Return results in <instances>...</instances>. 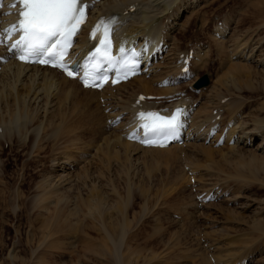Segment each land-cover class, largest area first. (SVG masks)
I'll return each mask as SVG.
<instances>
[{"label":"bare ground","instance_id":"obj_1","mask_svg":"<svg viewBox=\"0 0 264 264\" xmlns=\"http://www.w3.org/2000/svg\"><path fill=\"white\" fill-rule=\"evenodd\" d=\"M84 2H88L91 9V24L88 29L81 31V36L78 39L79 45L74 49L72 55L81 56L89 49L88 38L90 30L99 20L117 15L118 21L115 27L117 46L123 45L127 49L130 47L143 49L145 63L150 62V65L147 64L146 66L145 74L117 87L106 88L101 92L93 91L84 89L76 80L68 79L58 71L22 65L15 61L13 56L7 53L6 49L0 47V56L9 59V62L6 64L0 62V143L10 144L9 142H12L13 138H16L23 148H27L25 150H27L26 152L29 155L42 151L46 146V138H49V140L47 139L49 142L54 139L58 140L59 144L65 149L72 147L75 152H78L79 150H76L80 149V147H91V152L95 153L94 156L91 153L88 156L90 158L86 157L88 160H84L85 162H83L86 166L91 165L92 159L94 160L95 158L96 163L100 166L99 168H108L110 166L113 172L119 173V176L120 173L124 175L120 179L128 187L127 195L124 197V199L126 198L125 206L128 205L127 208L132 203V184L130 178L135 177V175H131L135 173L140 162L146 159L145 156L149 157L148 155H150L153 161H158L165 157L167 160L165 164H172L175 161H178V163L180 161L181 164L184 163L183 166L180 165L183 167L180 168V172L189 180L187 183H190L193 197L198 201L196 202L198 204L201 203L204 199L199 192L197 193L199 190L195 188L198 181H196L195 175L198 169L195 172V168L199 166H196L197 162L195 160L197 159L193 158L203 154L200 153L202 152V148H204L203 151L206 153L210 152V146H206V148L203 146L215 142L212 141L213 138H219V135L215 136L218 128H223L222 131L224 132L219 131L223 142L229 141L234 144L233 150L231 149L232 151L237 152L238 150L234 148H238L241 145L244 148H254L255 151H246L250 154V159L246 158L249 159V162L245 165L252 166L251 168H260L251 169L253 171L251 173H256L257 170L264 173V156H261L264 155V121H262L263 119L257 120V124L254 123L256 126L254 128L251 126L252 130L243 128L247 125H243L244 122L242 120L244 119L242 117L244 112L243 108L239 107L241 103L244 106L242 101H245V97H242L241 94L242 90L247 89L252 92L259 86L264 88V46L262 42H259L261 40L257 42L258 47H256L254 44L249 43L246 38L241 39L242 36L238 37L239 34L237 32L239 30H232V33L229 27L224 26L222 28V23L217 25L214 31L215 34L211 39L212 44H214L217 50L215 51L217 53L216 56L220 58H218L219 60L223 61L221 65H224L222 67L226 69V73L223 74L224 70L220 68L222 71L220 73L223 75L217 74L216 83L214 81V84L212 83L207 92H204L206 87H202L198 91L195 87L198 79L194 82L192 68L203 67L202 65L206 64V62L204 64L202 61L212 54V44L207 43L206 45L203 42H195L192 49L185 52L179 47L177 43L178 37L175 35L184 29L182 22L184 20L186 22V19L182 20L183 16L187 15L185 17L189 18L188 14H191L195 8L200 6L199 0H84ZM263 5L261 4V8ZM189 8H192L191 11L188 10ZM252 11H254L253 8L249 12ZM259 11L263 12L260 9ZM10 18L2 17V12L0 11V33ZM232 37H237L240 43L232 44V51L230 52L228 46ZM241 41L244 43H241ZM191 51L194 53V60L191 62L190 72L182 74V69L185 65L183 64L181 55H188ZM193 88L199 92L195 101H192L190 98L193 97L191 93L193 92ZM140 95L146 96V100L137 105L136 102ZM149 96H155L156 99L149 100L147 98ZM224 99H228L227 103H224ZM140 106H144L146 109H167L168 113L177 111V108L185 107L184 109L181 108L183 111L179 113L180 118L183 117V121L180 124L178 142H175L168 148H152L144 147L138 142L129 141L128 136L138 127L136 114L138 113L137 108ZM96 110H102V112H99L101 116H99ZM262 110H264V104ZM95 111L98 116L95 114ZM215 111L216 115H214ZM218 116H221L219 121L216 120ZM226 116H231L232 119ZM100 117L106 121H100ZM256 118L258 119L257 116ZM256 118L252 117L253 120H256ZM86 137L90 138L88 142L84 141ZM218 138L216 139L218 140ZM180 141H183L182 146L179 144ZM57 142L50 147L51 150L56 149ZM84 142L86 145H84ZM216 143L217 141L215 145ZM84 149L86 148H83L80 152ZM73 158L69 156L66 159L67 161L62 163L54 162V165H57V177L63 179V181H59L60 184L58 183V187L53 189V191H49L51 188L47 185L51 182H48L49 180L46 183L44 182L41 188L45 186L48 189L46 192L43 191L45 192L43 195L36 197L35 204H45L43 210L44 212L48 211V213L51 212L48 205H52V214L55 217L59 216V218L66 222L74 221V223L72 222L74 230L76 228L79 232H82V225L79 229V223L83 221V228L86 229L90 226L84 227V221L90 220L93 223L92 225L95 227L99 226V229L105 232L111 243H113V249H110L107 245H103L104 247L102 248L98 247L100 249L98 255L103 254L106 258L114 259L116 264H127L126 260L128 259L123 251L127 243V237L131 231L130 225L124 220L121 224L120 232L117 230L119 233L117 238L112 237L115 232L112 234L108 231V222L105 216L109 215L108 219L118 220V217L123 216V213L119 209L117 201L108 203L105 199V195L107 194L102 191L104 189L101 190V187H104V185L99 186L101 180L106 179L103 175L104 171L87 169V167H83L85 169L81 168L80 170L81 164L76 162L79 157L75 160ZM116 158L118 160H115ZM1 161L0 158V167ZM186 168L191 173H189V176L185 173ZM71 170L76 174L78 173L79 178H77L82 180V185L77 186V189L71 183L72 181H70L69 172ZM109 171L111 172V170ZM242 171L244 172L243 169ZM260 174L262 175V172ZM260 174L257 173L256 175ZM192 179H194L195 185L192 183ZM51 185L53 186V184ZM75 189L77 193L79 192L81 199H79L80 197H76L74 198L76 201L72 202L73 200L69 198L73 196L70 195L71 197H69V194L75 193L76 191L73 192ZM61 190L62 192L60 193ZM110 192H112V189ZM113 192L117 194L118 198L123 200V195L117 189L114 191L113 188ZM50 193L52 194L50 198L55 196L53 201H49L50 198L48 197ZM84 193H88V200L87 198L85 199L86 202L82 199ZM46 201L48 204L45 203ZM73 203L75 208L71 209L70 207ZM201 205L204 206L203 204ZM102 218L103 220H101ZM261 227L264 228L262 224ZM89 251L90 253L92 252L91 249ZM86 254L84 256H87ZM98 255L95 256L98 257ZM100 257L103 258V256Z\"/></svg>","mask_w":264,"mask_h":264},{"label":"rangeland","instance_id":"obj_2","mask_svg":"<svg viewBox=\"0 0 264 264\" xmlns=\"http://www.w3.org/2000/svg\"><path fill=\"white\" fill-rule=\"evenodd\" d=\"M198 3L200 6L195 8L191 14H188L189 18L185 17L187 15L183 16L182 20L186 19V22L185 20L182 22L184 29L175 35L178 37L177 43L182 51H190L195 42H203L206 45L207 43L212 44L211 38L215 34L214 31L219 18L223 21L222 23L226 24L225 27L230 28L229 30L232 33V30H239L237 33L239 34L238 37L242 36L241 39L246 38L249 43L254 44L256 47H258L257 42L261 40L259 42H262L264 46V5L261 8L264 0H199ZM252 8L256 11L249 12ZM257 8L263 10V12H260ZM191 9L188 10L191 11ZM233 37L230 38V45L228 46L230 52L232 51V44L240 43L237 37H235L237 40ZM241 43L244 42L241 41ZM215 51H217L216 47L212 44V54L206 58L207 60L202 61L206 64L202 65L203 67L192 68L194 82L205 75L209 77L210 83L204 92L209 90L214 81L216 83V78L222 73V68L224 70L223 74L226 73V69L222 67L224 65H221L223 61L219 60L220 58L216 56ZM259 87L252 92L247 89L242 90L241 94L242 97H245V101H242L244 106L241 103L239 107H242L244 112L243 125H247L243 128L252 130L256 126L254 123L257 120L263 119L262 121H264V110H262L264 88ZM191 93L193 97L190 98L195 101L199 92L193 88ZM96 111L101 116L99 112H102V110ZM96 111L95 114L98 116ZM252 117L256 120H253ZM228 118H231V116ZM103 120L106 121L104 118H101L100 121ZM222 129L218 128V132L216 131L215 136L219 135V138L216 137L218 140L216 138L212 139V141H217L216 145L215 142H212L209 143L210 145L203 146L205 148L206 146L212 147L209 148L210 152L206 153L202 148L200 153L203 154L199 153V157L193 158L197 159L195 160L197 163H195L197 167L199 166L195 168V172L198 169V173H195L196 181L198 180L195 188L199 190L197 193L199 192L204 199L199 204L193 197L190 183H187L189 180L180 172V168H183L184 165L180 161L179 163L175 161L172 164H165L167 162L165 157L153 161L150 155H148V158L145 156L146 159L144 158L145 160L140 162L141 166L139 165L135 173L131 175H135V177L130 178L132 203L127 208L128 205L125 206L126 198L124 199V197L127 195L128 187L120 179L124 175L120 173V177L119 173L113 172L110 166L99 168L100 166L96 163L95 158L92 159L91 165H85L84 162L90 158L88 156L92 153L91 147H83L86 149L81 152L80 150L83 148L80 147L76 150L79 151L75 152L72 147H69L70 149L66 148L68 149L66 150L59 144L58 140H51L55 142L52 143L48 141L49 138H46L45 148L37 154L29 155L25 150L27 148H23L16 138H13V141L9 142L10 144L0 143V158L2 160L0 167V264H116L114 259L106 258L103 254L98 255V251H100L98 247L102 248L107 245L110 249H113V243L106 236V233L99 229V226L95 227L90 220H86L87 222L84 221V227H90L84 229L82 221L79 223V229L82 225V232H79L76 228L74 230V224H72L74 221L71 220L69 223L63 221L59 216L55 217L52 214V205H48L51 212L45 211V213L43 210L45 204L38 203L36 205L34 202L37 196L43 195L47 191L48 187L51 188L49 191H53L58 187L61 180L63 181V179L57 177V165L55 166L54 162L62 163L67 161L66 159L69 156L74 157V160L79 157L76 162L81 164L80 170L87 167V169L104 171L103 175L106 179L101 180L99 186L104 185V187H100L107 194L105 199L108 203L117 201L119 209L123 213V216L118 217V220L108 219L109 215L105 216L108 222V224L106 223L108 231L112 234L115 232L112 237L117 238L124 220L130 225L131 231L123 251L128 259L126 260L127 264H264V228L261 227V224L264 226V215H262L264 214V173L258 170H255L256 173H251L252 170L260 168L253 167V169L252 166L245 165L250 159V154L246 151H255V149L244 148L241 145L234 148L238 150L237 152L232 151L234 144L229 141V144L226 141L223 142L222 135L219 132ZM86 139L84 138V141L88 142L90 138L86 137ZM56 142L58 143L56 149L51 150L50 147ZM85 142L84 145H86ZM59 145H61V148L58 147ZM240 149L241 151H239ZM230 150L231 152H229ZM231 154L233 155L231 156ZM245 154L248 156H245ZM86 157L88 158L86 159ZM247 157L249 159H246ZM163 159L166 161L164 160V162ZM89 161L91 162V160ZM185 173L188 176L191 174L187 171V168ZM257 173L260 175H256ZM112 174L113 176H111ZM69 177L75 188L82 185V180L78 179V173L76 174L71 170ZM54 179H56V182ZM46 181L51 183L47 184L48 187L41 188V185L43 186ZM193 181L194 179H192L194 184ZM112 187L114 191L117 189L123 195V200L118 198ZM111 189L112 192H110ZM51 195L50 193L48 198ZM87 195L88 193L82 195L84 201L86 198L88 200ZM69 197L73 200L72 202H75L74 198L80 197L79 192L70 193ZM53 199H55V196H52L49 201H53ZM45 203L48 204L47 201ZM73 205L70 207L71 209L75 208V205L74 207ZM85 254L87 256H84ZM95 255H98V257ZM112 255L114 256V254ZM100 256H103V258Z\"/></svg>","mask_w":264,"mask_h":264},{"label":"snow or ice","instance_id":"obj_3","mask_svg":"<svg viewBox=\"0 0 264 264\" xmlns=\"http://www.w3.org/2000/svg\"><path fill=\"white\" fill-rule=\"evenodd\" d=\"M9 7H21L18 23L5 29L8 34L20 33L19 39L11 45L13 49H19L18 58L26 63L50 64L61 69L67 76L77 78L65 57L72 46L73 38L78 35L80 26L86 19L87 5L84 0H15ZM110 29L111 24L103 19L93 29L92 35L103 36V39L100 40L101 48H97L90 58V66L85 69L82 77L85 87L103 86L95 81V77L102 71L103 61L113 62L110 55ZM134 67L133 64L129 70ZM124 76L127 77V72ZM100 79L107 82L106 76H101ZM179 113L180 109H177V115L169 118L156 113L141 112L139 115L146 121L142 127L150 130L152 134L174 136L178 129Z\"/></svg>","mask_w":264,"mask_h":264},{"label":"water","instance_id":"obj_4","mask_svg":"<svg viewBox=\"0 0 264 264\" xmlns=\"http://www.w3.org/2000/svg\"><path fill=\"white\" fill-rule=\"evenodd\" d=\"M209 83H210L209 77L205 75V76H203V78H201L199 80V82L196 84V87L197 88H202V87L208 86Z\"/></svg>","mask_w":264,"mask_h":264}]
</instances>
